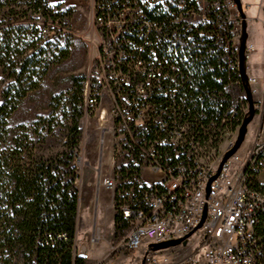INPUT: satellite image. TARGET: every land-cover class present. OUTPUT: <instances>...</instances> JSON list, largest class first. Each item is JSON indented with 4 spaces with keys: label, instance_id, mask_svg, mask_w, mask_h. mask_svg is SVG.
Listing matches in <instances>:
<instances>
[{
    "label": "built area",
    "instance_id": "obj_1",
    "mask_svg": "<svg viewBox=\"0 0 264 264\" xmlns=\"http://www.w3.org/2000/svg\"><path fill=\"white\" fill-rule=\"evenodd\" d=\"M93 1L100 42L83 81L82 110L93 111L105 93L112 107V147L122 149L125 163H141L160 175L138 182L139 200L120 206L127 221L125 247L147 251L150 244L197 232L203 264H264L256 230L264 193L247 186L248 170L264 162V143L233 173L235 153L208 185L246 115L233 0ZM207 71L213 86L204 84ZM102 184L116 188L109 177ZM178 246L183 244L150 254Z\"/></svg>",
    "mask_w": 264,
    "mask_h": 264
},
{
    "label": "rangeland",
    "instance_id": "obj_2",
    "mask_svg": "<svg viewBox=\"0 0 264 264\" xmlns=\"http://www.w3.org/2000/svg\"><path fill=\"white\" fill-rule=\"evenodd\" d=\"M8 1L10 3L4 6L0 15L5 24L14 26L17 31L23 33L34 30L36 36L41 37L39 44L49 42L55 45L57 50L68 51L65 59L54 61L50 65L38 88L25 96L8 119L12 133L19 126L26 127L29 139L36 144L42 154L60 152L63 150L62 145L69 128L71 92H77L89 75L100 42L94 20V1L44 0L46 6L58 15L54 22L50 19L45 21L34 13L28 6V0ZM241 2L247 21L246 72L255 116L249 123L245 139L236 152L238 162L231 165L233 173L239 172L240 168L249 161V157L264 143V0H241ZM231 13L236 28L233 42L238 47L241 20L235 3ZM44 27L45 32L42 31ZM256 27H260V30H255ZM0 78H3V75L0 74ZM111 109L110 100L104 93L103 99L93 111L82 110V122L79 124L82 140L74 159L77 169L75 185L79 191L76 255H82L85 250L92 252L101 248V256L89 261L84 258L85 264H139L145 250L126 248L123 243L124 231H115L113 225V217L116 213L115 195L126 194L122 192L123 187H119L124 183L134 186L135 182L122 180L116 174L117 170L126 163L122 149L112 147L114 139L111 131ZM247 111L246 100V113ZM35 123L38 125L36 131L32 133ZM235 134V132L230 134L228 139L233 140ZM255 167L258 171L257 180L263 183L264 162L258 163ZM146 169L143 167L142 171ZM104 177L114 180L115 190L103 186ZM142 178L153 177L143 173ZM139 183L144 184L141 177ZM129 191V199H131L132 188ZM201 244V238L195 232L183 246L148 254L147 264H152V258H155L158 264H203ZM165 258L168 262H164Z\"/></svg>",
    "mask_w": 264,
    "mask_h": 264
},
{
    "label": "trees",
    "instance_id": "obj_3",
    "mask_svg": "<svg viewBox=\"0 0 264 264\" xmlns=\"http://www.w3.org/2000/svg\"><path fill=\"white\" fill-rule=\"evenodd\" d=\"M8 3L0 0V15ZM28 6L45 21L58 18L44 0H28ZM0 18V264H85V259L74 251L79 199L74 159L82 140L79 120L83 113V83L69 98L71 114L62 151L42 154L29 139L25 126L12 133L8 123L11 114L30 91L38 88L50 65L65 59L68 51L57 50L49 42L39 44L41 37L34 30L19 32ZM209 60L215 58H207L204 67ZM212 75L210 71L202 74L204 84L213 86ZM33 125L32 133L38 124ZM141 167V163L130 162L116 172L122 180L134 181L135 185L124 183L119 188L123 187L126 194L115 195V231L122 232L127 227L120 206L139 200ZM257 172L248 170L247 186L264 193V182L257 180ZM131 188L133 196L129 199ZM256 230L263 247L260 260L264 263V215ZM49 234L53 240H49ZM58 235H64L66 240L58 239Z\"/></svg>",
    "mask_w": 264,
    "mask_h": 264
},
{
    "label": "water",
    "instance_id": "obj_4",
    "mask_svg": "<svg viewBox=\"0 0 264 264\" xmlns=\"http://www.w3.org/2000/svg\"><path fill=\"white\" fill-rule=\"evenodd\" d=\"M233 2L236 5V8H237L240 20H241V22H240L241 23V29H240L239 46H238V72L240 75L242 87L245 91L246 100L248 102V111H247L246 115L244 116V118L240 124V127L238 129L236 139H235L233 146L223 156V158L219 164V168L217 170V173L213 177L210 178V180L208 181V185L217 177L223 163H225L231 156H233L237 152V150L239 149V147L241 146L242 142L245 139V136L247 134V127L255 116L254 102H253L252 93H251L249 82H248V75L246 72V69H247L246 51H247V39H248L247 21H246L245 13L243 11V6H242L241 0H233ZM207 192H208V189H207ZM204 218H205V210L203 211L201 221L198 224V226L196 227V229L201 227V225L204 221ZM191 234L192 233L186 235L184 238L171 240L167 243L150 244L147 247V251H156V250L167 248L169 246H176V245H179L181 243L183 245H185L187 242V239L190 237ZM76 248H77V245L75 244V246H74L75 253H76ZM142 264H144V261H142Z\"/></svg>",
    "mask_w": 264,
    "mask_h": 264
},
{
    "label": "crops",
    "instance_id": "obj_5",
    "mask_svg": "<svg viewBox=\"0 0 264 264\" xmlns=\"http://www.w3.org/2000/svg\"><path fill=\"white\" fill-rule=\"evenodd\" d=\"M255 30L259 31L260 30V27H256ZM143 173H147V174L151 175V177H153V178H151V179H143L142 178ZM140 177L142 179V182H150V181H153L154 178H159L160 175L159 174H154V173H152V172H150L149 170L146 169V170H144V171L141 172V176ZM76 239H77V231H76ZM101 252H102L101 251V248H97V249L93 250L92 252H86V250H85V251L82 252V255H79V256H81V257H83L85 259L87 258V260L89 261L91 259L93 260V259L99 258L101 256Z\"/></svg>",
    "mask_w": 264,
    "mask_h": 264
},
{
    "label": "flooded vegetation",
    "instance_id": "obj_6",
    "mask_svg": "<svg viewBox=\"0 0 264 264\" xmlns=\"http://www.w3.org/2000/svg\"><path fill=\"white\" fill-rule=\"evenodd\" d=\"M148 254H150V251H145V254L143 255V259L141 260V262L139 264H142V261H144V264H147V256Z\"/></svg>",
    "mask_w": 264,
    "mask_h": 264
}]
</instances>
